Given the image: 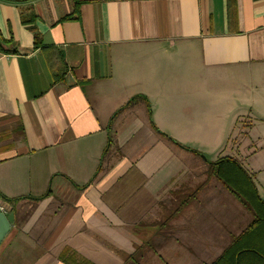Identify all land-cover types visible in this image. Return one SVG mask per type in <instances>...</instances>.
<instances>
[{"label": "crops", "instance_id": "crops-1", "mask_svg": "<svg viewBox=\"0 0 264 264\" xmlns=\"http://www.w3.org/2000/svg\"><path fill=\"white\" fill-rule=\"evenodd\" d=\"M76 1L0 0V264L213 263L252 217L205 160L264 201V0Z\"/></svg>", "mask_w": 264, "mask_h": 264}, {"label": "trees", "instance_id": "trees-1", "mask_svg": "<svg viewBox=\"0 0 264 264\" xmlns=\"http://www.w3.org/2000/svg\"><path fill=\"white\" fill-rule=\"evenodd\" d=\"M7 2H25L28 0H1ZM79 1L74 2L78 6ZM77 9L74 10L73 15L66 16L62 20H71L78 18ZM61 20V21H62ZM31 32L34 31V17L25 21ZM34 33V32H33ZM35 45H39L38 36L34 35ZM1 44V42H0ZM146 101V99L144 98ZM147 103V101H146ZM148 105V104H147ZM148 117L150 119V109L148 105ZM151 123V122H150ZM152 128L162 138L172 142L177 147L205 160L203 154L195 149L184 148L173 141L169 136L157 131L155 126L151 123ZM207 163V179H215L220 183L224 189L231 193L250 213L252 220L247 229H245L239 236L232 238L230 244L224 249L221 255L211 264H264V201L260 199L256 187L242 166L233 158L223 157L214 162ZM13 202V201H7ZM67 252L62 256V259L67 264H84L82 262H74L75 259L66 257Z\"/></svg>", "mask_w": 264, "mask_h": 264}, {"label": "rangeland", "instance_id": "rangeland-1", "mask_svg": "<svg viewBox=\"0 0 264 264\" xmlns=\"http://www.w3.org/2000/svg\"><path fill=\"white\" fill-rule=\"evenodd\" d=\"M166 55H162V57H161V60L165 57ZM177 57H175V56H172V57H169V59L167 58L166 59V62H169V61H171L172 63L173 62H175V61H177V63H176V66H179V61H178V59H176ZM180 71H181V69L180 68H177L176 69V72H174L175 74L174 75H176V76H179L178 74L180 73ZM195 73V71H193V74ZM231 73H232V71L230 70V71H228V73H227V76H230L231 75ZM187 74H189V73H187ZM193 74H191V75H193ZM224 87L225 88H227L228 87V89H232V85L231 84H228V85H225L224 84ZM233 106V105H232ZM227 107V106H226ZM230 108V106H228V108L227 109H229ZM232 108H235V106H233ZM234 112V111H233ZM238 124H240V123H238ZM165 134V133H164ZM207 153H205V155L207 156V158H208V160H212V158H214L216 155V152H220L221 153V150L222 149H215V148H207V149H204ZM252 151H255L256 149H251ZM185 152H187V151H185ZM223 154H229V153H227V152H225V153H223ZM195 156V155H194ZM204 156V155H203ZM205 156V157H206ZM206 158V159H207Z\"/></svg>", "mask_w": 264, "mask_h": 264}, {"label": "water", "instance_id": "water-1", "mask_svg": "<svg viewBox=\"0 0 264 264\" xmlns=\"http://www.w3.org/2000/svg\"><path fill=\"white\" fill-rule=\"evenodd\" d=\"M13 219L14 213L12 211L4 212L0 207V243L9 232Z\"/></svg>", "mask_w": 264, "mask_h": 264}]
</instances>
